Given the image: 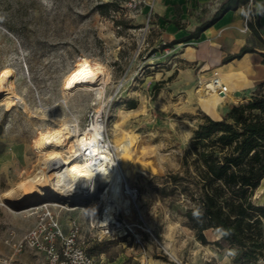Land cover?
<instances>
[{
    "label": "rangeland",
    "instance_id": "rangeland-1",
    "mask_svg": "<svg viewBox=\"0 0 264 264\" xmlns=\"http://www.w3.org/2000/svg\"><path fill=\"white\" fill-rule=\"evenodd\" d=\"M128 1L0 0V76L10 72L15 93L23 98L10 107L0 103V259L19 253L14 244L36 222L30 207L18 210L3 198L37 174L45 158L40 137L74 118L89 127L100 110L107 137L115 144L129 141L120 164L138 194L130 216L134 232L96 241L86 232L89 250L103 252L115 264L138 259L146 264H254L258 259L236 261V248L217 244L216 232L207 231L208 243L198 240L155 187L180 169L204 113L222 117L233 104L248 101L257 85L241 83V91L233 92L218 70L229 96L202 99L198 89L216 75L202 78L198 66L184 63L185 42L169 37L154 0L138 8ZM85 62L107 72L101 99L94 89H65V79ZM254 198L264 204V179ZM55 209L67 228L71 216L87 222L79 204Z\"/></svg>",
    "mask_w": 264,
    "mask_h": 264
},
{
    "label": "trees",
    "instance_id": "trees-1",
    "mask_svg": "<svg viewBox=\"0 0 264 264\" xmlns=\"http://www.w3.org/2000/svg\"><path fill=\"white\" fill-rule=\"evenodd\" d=\"M249 1H222L210 19L183 39L197 37L224 12ZM249 26L258 33L259 18L254 15ZM254 50L246 45L225 61ZM263 179L264 79L248 101L233 104L222 117L204 113L180 169L161 178L155 190L202 243L209 242L211 230L219 235L217 244L236 248V261H251L264 256V204L254 198Z\"/></svg>",
    "mask_w": 264,
    "mask_h": 264
},
{
    "label": "bare ground",
    "instance_id": "bare-ground-1",
    "mask_svg": "<svg viewBox=\"0 0 264 264\" xmlns=\"http://www.w3.org/2000/svg\"><path fill=\"white\" fill-rule=\"evenodd\" d=\"M76 73L79 75L72 87H67L69 78ZM106 73L100 65H87L86 69L81 67L65 79V89L70 92L78 88L94 89L97 99H101L104 92V85L101 83L106 82ZM222 82L219 77L213 78L198 89V94L202 99L208 100V96L218 93ZM224 96L229 95L227 93L221 97ZM17 101H23V98L15 93L10 72L6 71L0 76V103L10 107ZM101 113L100 110L97 111L89 127L83 128L80 120L74 118L66 120L52 134L41 136L39 148L45 153V158L38 163L37 174L20 182L18 189L6 191L3 199L13 208L24 207L47 195L61 197L66 201L75 199L77 203L83 202L84 198L99 193V188L111 178L117 179L120 175L118 192H107L106 196L114 197L123 212L125 222L133 223L130 216L138 190L127 183L120 164V158L128 154L129 141L113 143L106 135V125L101 120ZM77 158H81V166H77ZM24 209L27 208L18 210Z\"/></svg>",
    "mask_w": 264,
    "mask_h": 264
},
{
    "label": "crops",
    "instance_id": "crops-1",
    "mask_svg": "<svg viewBox=\"0 0 264 264\" xmlns=\"http://www.w3.org/2000/svg\"><path fill=\"white\" fill-rule=\"evenodd\" d=\"M222 1L224 0H154V7L158 20L168 24L166 28L169 37L185 42L180 51L184 63L198 66L202 78L210 77L215 70L221 71L225 80L230 82L231 90L238 92L241 91V83L255 87L264 79V0H254L252 5L253 13L261 23L258 33L250 26L245 27L246 5L240 3L224 12L197 37L183 39L204 19L207 20L209 12L214 14ZM246 45L255 50L225 61L227 56L237 54ZM14 255L25 263L37 260L30 249ZM254 264H264V256Z\"/></svg>",
    "mask_w": 264,
    "mask_h": 264
},
{
    "label": "built area",
    "instance_id": "built-area-1",
    "mask_svg": "<svg viewBox=\"0 0 264 264\" xmlns=\"http://www.w3.org/2000/svg\"><path fill=\"white\" fill-rule=\"evenodd\" d=\"M254 0H250L245 6V27H249V22L254 19L253 5ZM147 0H129L127 5L138 8L146 4ZM151 12L153 9L151 8ZM151 12L150 15L151 16ZM214 75L219 77V71L215 70ZM215 77V78H216ZM220 78V77H219ZM229 88L222 82L218 89L227 94ZM117 177V176H116ZM120 175L117 179H110L99 193V197L87 205H80L87 214L86 224L76 216L68 219V228L56 211V206L67 207L58 202H44L30 207L32 213L36 214V222L23 237L14 244L16 252L30 249L37 260L33 263L20 261L14 253L0 259V264H115L103 256V252L92 253L88 248L85 234H89L92 240H102L106 236L121 234L125 231H132L135 223L125 222L123 212L114 197H107V192L117 193L119 190ZM118 181V182H117ZM111 205L113 208H111ZM74 209L75 207H68ZM85 229H87L85 231ZM122 235V234H121ZM135 235V234H134ZM137 243L142 240L138 234L135 235ZM136 259V258H135ZM146 259H138L137 262L128 264H146Z\"/></svg>",
    "mask_w": 264,
    "mask_h": 264
},
{
    "label": "water",
    "instance_id": "water-1",
    "mask_svg": "<svg viewBox=\"0 0 264 264\" xmlns=\"http://www.w3.org/2000/svg\"><path fill=\"white\" fill-rule=\"evenodd\" d=\"M222 95H224L223 92H221ZM104 188V186L100 187L99 188V193L101 192V190ZM99 193H96V194H92L90 195L89 197H86L84 198L82 201L83 202H79L78 203L76 202L75 199H71L69 201H66L65 199L61 198V197H57V196H54V195H47V196H44V197H41V198H38L36 200H34L33 202H31L30 204L28 205H25L24 207L23 206H16L18 207L19 209L21 208H27V207H32V206H36V205H39L41 203H44V202H58V203H61V204H65V205H68V206H74V205H87L89 204L90 202L93 201V199H97L99 197ZM92 196V197H91Z\"/></svg>",
    "mask_w": 264,
    "mask_h": 264
},
{
    "label": "snow or ice",
    "instance_id": "snow-or-ice-1",
    "mask_svg": "<svg viewBox=\"0 0 264 264\" xmlns=\"http://www.w3.org/2000/svg\"><path fill=\"white\" fill-rule=\"evenodd\" d=\"M83 68L86 69L87 68V63L85 62V64L83 65ZM79 75V73L73 74V76L71 78H69L68 83H67V87H72L73 82L75 81L76 77Z\"/></svg>",
    "mask_w": 264,
    "mask_h": 264
}]
</instances>
